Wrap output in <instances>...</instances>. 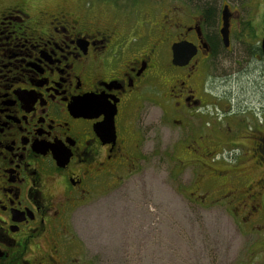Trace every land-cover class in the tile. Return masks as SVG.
Instances as JSON below:
<instances>
[{
  "label": "flooded vegetation",
  "instance_id": "af4514ba",
  "mask_svg": "<svg viewBox=\"0 0 264 264\" xmlns=\"http://www.w3.org/2000/svg\"><path fill=\"white\" fill-rule=\"evenodd\" d=\"M160 19L145 34L143 23L62 10L0 12V264L76 262L69 260V217L134 167L145 103L166 117L152 128L171 122L185 131L184 121L209 106L204 96L211 94L198 81L218 51L204 17ZM184 42L195 53L178 66L172 46ZM260 143L254 152L262 155ZM198 150L191 152L205 160ZM260 192L248 188L234 202L236 215L258 214L252 203Z\"/></svg>",
  "mask_w": 264,
  "mask_h": 264
},
{
  "label": "rangeland",
  "instance_id": "374dc122",
  "mask_svg": "<svg viewBox=\"0 0 264 264\" xmlns=\"http://www.w3.org/2000/svg\"><path fill=\"white\" fill-rule=\"evenodd\" d=\"M213 4L217 21L205 32L218 54L207 60L205 80L198 81L211 94L204 96L209 106L184 121L185 131L171 122L152 128L162 115L145 103L134 167L69 217L71 263L264 264V152H254L255 142L264 144V58L257 56L264 0ZM225 5L231 13L229 49L217 38ZM198 6V0H0V12L62 10L108 23H143L145 34L166 13L197 20ZM197 147L206 156L200 162L191 152ZM248 188L261 191L252 218L234 209Z\"/></svg>",
  "mask_w": 264,
  "mask_h": 264
},
{
  "label": "water",
  "instance_id": "95a60500",
  "mask_svg": "<svg viewBox=\"0 0 264 264\" xmlns=\"http://www.w3.org/2000/svg\"><path fill=\"white\" fill-rule=\"evenodd\" d=\"M231 13L227 5L223 6L220 12V29L219 35L221 43L225 49L229 48V24ZM261 55L264 58V37L260 42ZM195 49L189 43H179L172 46V62L175 65L182 66L187 63L194 55Z\"/></svg>",
  "mask_w": 264,
  "mask_h": 264
},
{
  "label": "trees",
  "instance_id": "16d2710c",
  "mask_svg": "<svg viewBox=\"0 0 264 264\" xmlns=\"http://www.w3.org/2000/svg\"><path fill=\"white\" fill-rule=\"evenodd\" d=\"M215 0H198L199 6H198V11L201 16L204 17L205 20V27H214L217 21V10L215 8V4H213ZM223 8V7H222ZM212 48L213 51L216 53L217 52V44L212 43ZM260 49L257 48V56L260 55Z\"/></svg>",
  "mask_w": 264,
  "mask_h": 264
}]
</instances>
